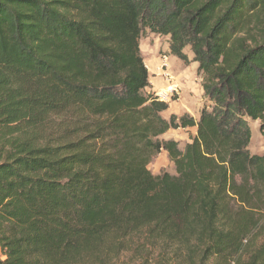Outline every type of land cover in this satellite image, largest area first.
Returning a JSON list of instances; mask_svg holds the SVG:
<instances>
[{
  "label": "trees",
  "instance_id": "trees-1",
  "mask_svg": "<svg viewBox=\"0 0 264 264\" xmlns=\"http://www.w3.org/2000/svg\"><path fill=\"white\" fill-rule=\"evenodd\" d=\"M146 32L196 63V120L146 91ZM248 120L264 137V0H0V264H75L142 229L226 263L264 232ZM188 126L182 149L159 139ZM161 150L174 174L149 170Z\"/></svg>",
  "mask_w": 264,
  "mask_h": 264
},
{
  "label": "rangeland",
  "instance_id": "rangeland-1",
  "mask_svg": "<svg viewBox=\"0 0 264 264\" xmlns=\"http://www.w3.org/2000/svg\"><path fill=\"white\" fill-rule=\"evenodd\" d=\"M140 44L142 57L146 66H148L149 69H151L152 67L149 58L158 57L162 54H168V52L165 50L167 46L165 40L157 37L156 35L151 37L149 32H146L144 35H142ZM185 52L190 58L192 57V53L191 51H189L188 48L185 50ZM171 59V56H169L170 63H172ZM193 65L195 67V64L193 62L186 64V66L189 67L191 71H193ZM173 78L175 82L178 83L177 85L180 87L179 82L174 75ZM161 89L156 90L154 92V96ZM179 94L180 96L178 99L167 100L165 101V103L179 101L184 95L182 89L180 90ZM248 125L251 130V138L248 145L249 152L251 154L264 153V137L259 131L260 121L248 120ZM159 139L163 138H160L159 136ZM184 145L185 144L181 143V146L179 148L182 149ZM162 151L164 150H161L160 152ZM164 152L166 153V156H162L158 153L155 157H153L150 164L148 165V168L150 167V170L153 173H160L166 171L171 174H174V165L172 161H170V159L168 158L167 152ZM155 165L157 167L156 170H154ZM262 229L263 226H261L260 230H258L252 235L251 239L243 242L241 252L237 256H232L224 264L247 263L249 260L250 253L260 247L259 245L264 241V232H261ZM198 262L199 261L197 257L187 255V253H184L182 251L178 254H174L173 249L169 247H164L162 242L155 243L145 240V231L144 229H142L136 232L135 234L131 235L121 245L105 244L104 246L95 249L90 254L81 255L75 264H199ZM202 264L218 263L217 260L210 259Z\"/></svg>",
  "mask_w": 264,
  "mask_h": 264
},
{
  "label": "crops",
  "instance_id": "crops-1",
  "mask_svg": "<svg viewBox=\"0 0 264 264\" xmlns=\"http://www.w3.org/2000/svg\"><path fill=\"white\" fill-rule=\"evenodd\" d=\"M154 35L156 34L150 33L151 37H153ZM156 36L165 40V43L167 45L165 50L168 52V45H169L168 37L160 36V35H156ZM169 56H171L172 58L171 59L172 63H170L169 61ZM167 58L171 73L178 80L184 95L179 101L168 102L167 103L168 108L164 110L161 113V115L163 118L168 119V117L171 115H175L179 117L181 115L186 114L192 117L194 120H196L198 118L203 103L201 74L197 73L195 69L197 65L195 62H193L195 64V67L193 65L192 67L193 71H191L189 67L186 66L185 63H183L181 60L177 59L176 57L170 55L169 52L167 54ZM149 60L151 61L152 67L151 69H149L147 66L149 72L150 87H148L146 91L154 93L156 90L164 87V81L159 72V56L154 58H149ZM195 133H196V126H190V127L188 126L184 128L180 127L176 129H169L164 134H162L160 138H163L165 140H174L178 143V147H180L181 143L185 144L190 142V137L194 136ZM159 154L162 156L163 155L166 156V153L164 151L160 152ZM156 169L157 167L155 165L154 170ZM153 174H158V173H153Z\"/></svg>",
  "mask_w": 264,
  "mask_h": 264
},
{
  "label": "built area",
  "instance_id": "built-area-1",
  "mask_svg": "<svg viewBox=\"0 0 264 264\" xmlns=\"http://www.w3.org/2000/svg\"><path fill=\"white\" fill-rule=\"evenodd\" d=\"M159 72L165 82L164 87L159 90L155 95L156 99L159 101L175 100L178 99L180 94V87L175 82L173 75L169 70L168 58L166 54L159 56Z\"/></svg>",
  "mask_w": 264,
  "mask_h": 264
}]
</instances>
